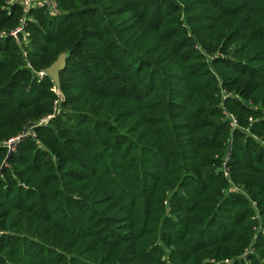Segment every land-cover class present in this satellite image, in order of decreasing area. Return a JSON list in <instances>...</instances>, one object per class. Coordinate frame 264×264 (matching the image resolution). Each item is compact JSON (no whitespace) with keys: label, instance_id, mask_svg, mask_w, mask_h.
I'll return each instance as SVG.
<instances>
[{"label":"trees","instance_id":"trees-1","mask_svg":"<svg viewBox=\"0 0 264 264\" xmlns=\"http://www.w3.org/2000/svg\"><path fill=\"white\" fill-rule=\"evenodd\" d=\"M55 1L0 0V264H264V0Z\"/></svg>","mask_w":264,"mask_h":264},{"label":"built area","instance_id":"built-area-1","mask_svg":"<svg viewBox=\"0 0 264 264\" xmlns=\"http://www.w3.org/2000/svg\"><path fill=\"white\" fill-rule=\"evenodd\" d=\"M20 4L25 11H28L31 7L43 8L46 6L49 9V13L51 16L56 17L60 14L59 10L57 9V4L55 0H20ZM22 32V27H19L11 33V36L14 40L19 41L18 36L19 33ZM45 74L46 72L41 71L37 73V76L41 79L44 77ZM30 135L34 136L33 133H30Z\"/></svg>","mask_w":264,"mask_h":264},{"label":"water","instance_id":"water-1","mask_svg":"<svg viewBox=\"0 0 264 264\" xmlns=\"http://www.w3.org/2000/svg\"><path fill=\"white\" fill-rule=\"evenodd\" d=\"M65 63L66 56L65 54H61L45 71L46 75L50 77L57 86L59 85V73L64 69Z\"/></svg>","mask_w":264,"mask_h":264},{"label":"rangeland","instance_id":"rangeland-1","mask_svg":"<svg viewBox=\"0 0 264 264\" xmlns=\"http://www.w3.org/2000/svg\"><path fill=\"white\" fill-rule=\"evenodd\" d=\"M56 88H57V87H56ZM56 88H55V90H56ZM56 91H57V90H56ZM58 94H60V93L58 92ZM262 231H263L262 233H264V229H262Z\"/></svg>","mask_w":264,"mask_h":264}]
</instances>
